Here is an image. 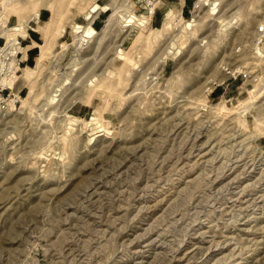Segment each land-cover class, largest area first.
Returning a JSON list of instances; mask_svg holds the SVG:
<instances>
[{
  "label": "rangeland",
  "instance_id": "1",
  "mask_svg": "<svg viewBox=\"0 0 264 264\" xmlns=\"http://www.w3.org/2000/svg\"><path fill=\"white\" fill-rule=\"evenodd\" d=\"M146 1L0 0V264H264V0Z\"/></svg>",
  "mask_w": 264,
  "mask_h": 264
},
{
  "label": "crops",
  "instance_id": "2",
  "mask_svg": "<svg viewBox=\"0 0 264 264\" xmlns=\"http://www.w3.org/2000/svg\"><path fill=\"white\" fill-rule=\"evenodd\" d=\"M193 0H164L166 3L165 5L168 6L169 10H171V7H178L181 13H183L184 10L189 9L190 5ZM96 11V10H95ZM93 12V11H92ZM99 11H97L94 14V17L92 20H97L99 18ZM155 13V12H154ZM172 13V10L169 11L166 15V17ZM51 18V13L46 10L42 9L40 10L33 18L28 19L25 24V32L21 35L18 34L17 36L20 37V48L19 51V61L20 64L24 65V67H30L32 63H35L37 56L39 55L38 50L36 48H39V41L42 40V34L38 30L45 22H48ZM92 18V17H91ZM88 20V19H87ZM89 19V24L91 23ZM18 24L16 23L15 26ZM13 30L16 31V28ZM62 35V34H61ZM38 52V53H37Z\"/></svg>",
  "mask_w": 264,
  "mask_h": 264
},
{
  "label": "bare ground",
  "instance_id": "3",
  "mask_svg": "<svg viewBox=\"0 0 264 264\" xmlns=\"http://www.w3.org/2000/svg\"><path fill=\"white\" fill-rule=\"evenodd\" d=\"M205 2H209V0H196V2H195V5H194V13L196 14L197 12H199L200 11V9H201V4H203V3H205ZM106 7V6H105ZM98 9V6L97 5H92L91 6V8H90V12H95V10H97ZM151 13H152V10H151ZM91 17H92V15H91V13H88L86 16H85V19L87 20H89V19H91ZM221 22L223 23L224 22V19H222L221 20ZM225 24V23H224ZM90 24L88 23L87 24V26H85V27H81V26H77L75 29H74V32H76V36H77V41H78V43L79 42H82V41H86L87 40V38H90V37H92L93 35H94V31H93V29L89 26ZM187 25H191V23H189V24H187ZM257 32H261L262 34L261 35H258L259 37H256V43H255V45H256V48H255V52H254V55H255V58L260 62V61H262L263 60V57H264V53L262 52V51H260V49L258 48L259 47V43H258V40L259 39H262L263 37H264V27H263V31H258L257 30ZM16 42H15V39L14 40H11V39H8V41H7V45H6V47L3 49L2 48V50H5V51H7L8 49H10L11 48V46H13L14 44H15ZM79 45V44H78ZM172 47H174V42H172V39H171V41L168 43V50L166 51V53H165V55L163 56V59H166L167 57H168V55L169 54H171V53H173L170 49L172 48ZM8 53V52H7ZM229 68V67H228ZM228 68H227V70H228ZM240 67H235L234 69L233 68H231V70L229 71H227V72H223L222 74H221V77L219 78V82H221V81H224V79L225 78H227L228 77V74H230V73H233V71L235 70V71H241L240 69H239ZM226 69V68H225ZM224 70V69H223ZM260 80H259V86H260V89H263L264 90V77H262V78H259ZM218 80V79H217ZM211 82V81H210ZM15 101V99H11V101L9 102V104L10 103H12L13 104V102ZM11 105V104H10ZM261 107H263V109H264V102L263 103H261V105H260ZM220 142V141H219ZM211 165V164H210ZM212 172V171H211ZM218 186V185H217ZM173 222V221H172ZM155 224V223H154ZM158 234V233H157ZM136 250V249H135ZM197 261V260H196Z\"/></svg>",
  "mask_w": 264,
  "mask_h": 264
},
{
  "label": "built area",
  "instance_id": "4",
  "mask_svg": "<svg viewBox=\"0 0 264 264\" xmlns=\"http://www.w3.org/2000/svg\"><path fill=\"white\" fill-rule=\"evenodd\" d=\"M146 4L149 5V4H150V1H149V0L146 1ZM148 12L151 13V9H149ZM259 30H260V31H263V27L260 26V27H259ZM263 38H264V37H263ZM263 38H262V39H263ZM262 39H259V40H258V43H259V44L262 43ZM238 74H241L242 77H246V76H247L246 72H242V71L238 72ZM0 97H1V99H0V107H1L2 109H4V108H6V105L8 104L7 99L9 98V95H7V97H4L3 91H0Z\"/></svg>",
  "mask_w": 264,
  "mask_h": 264
}]
</instances>
